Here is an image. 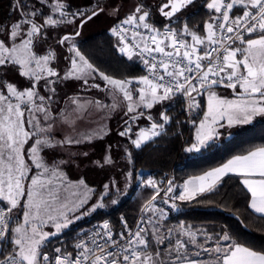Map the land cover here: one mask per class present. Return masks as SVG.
Listing matches in <instances>:
<instances>
[{"label": "snow or ice", "instance_id": "obj_1", "mask_svg": "<svg viewBox=\"0 0 264 264\" xmlns=\"http://www.w3.org/2000/svg\"><path fill=\"white\" fill-rule=\"evenodd\" d=\"M124 6L95 0L70 10L69 0H12L16 18L0 22V264H264V246L226 224L168 223L182 203L211 204L225 177L264 219V144L182 181L134 169L136 151L167 135L173 122L192 126L183 150L199 153L221 129L264 118V0H128L121 18ZM197 6L206 18L193 23ZM101 14L116 20L109 28L114 48L142 74L110 75L77 46L84 25ZM68 26L71 32L58 34ZM69 81L111 103L76 93L59 107L58 89ZM176 103L183 122L169 114ZM93 108L127 117L118 139L89 160L108 173L98 187L67 173L90 156L70 146L111 134L104 125L80 129ZM134 183L148 192L137 217L113 222L104 210L121 204ZM69 187L71 196L62 195ZM100 214L106 218L77 230L71 242L62 238L74 223Z\"/></svg>", "mask_w": 264, "mask_h": 264}, {"label": "trees", "instance_id": "obj_2", "mask_svg": "<svg viewBox=\"0 0 264 264\" xmlns=\"http://www.w3.org/2000/svg\"><path fill=\"white\" fill-rule=\"evenodd\" d=\"M1 1L4 5H0V14H6V19H15L16 17L9 11L12 0ZM4 10H8L7 13H4ZM70 10H74L73 7ZM190 15L193 23L200 22L206 18L204 9L198 6L191 10ZM114 23L110 26H113ZM76 42L90 62L110 75L122 78L124 75L142 74L141 67L138 64L133 65L132 62L127 61L126 57H122L115 50V41L109 32V28L84 37L79 36L76 38ZM66 54V52H63V55ZM61 67H64V65L61 64ZM181 109L182 105L176 103L169 114L183 122L186 117L185 114H182ZM154 111L158 112L159 106ZM126 118L123 116V119ZM140 123L144 125L146 122L140 121ZM192 131L190 124L181 123L177 125L173 122L168 126L167 135L156 138L153 142L144 146L142 150L136 151L135 172L153 175L157 178L166 173L169 177L174 176L177 181H182L189 175L199 174L204 170L218 166L232 155L249 146L264 144V120H257L242 129H237L228 137L223 135L221 141L211 144L197 154L195 152L186 153L183 150L185 141L190 139ZM235 184V179L230 180L225 177V183L220 188L219 193L208 197L212 201L211 204H198L195 201L191 204L182 203L183 212H171L168 223L175 224L179 220H184L195 225L205 224L216 228L226 224L230 229L237 232L241 238L257 246H264V219L259 214L252 212L251 209L246 208V201L243 195L239 194V187L235 186ZM127 193V196L122 198L121 204L110 206L104 210L110 213L113 222H118L119 214L126 215L130 221L133 220L141 203L148 195L146 190L137 187L135 183L127 190ZM103 218L106 217L100 214L78 221L64 232L62 238L70 242L81 227L93 221H101Z\"/></svg>", "mask_w": 264, "mask_h": 264}, {"label": "rangeland", "instance_id": "obj_3", "mask_svg": "<svg viewBox=\"0 0 264 264\" xmlns=\"http://www.w3.org/2000/svg\"><path fill=\"white\" fill-rule=\"evenodd\" d=\"M101 2H104V0H101ZM108 2L115 4L117 2H120V0H108ZM122 2L124 3L125 6L121 11V17L128 10V0H122ZM69 3L71 4L73 9L75 10L77 7L88 8L89 6H91L92 4L95 3V0H69ZM0 5H2V6L4 5V3L1 0H0ZM4 11H5L4 13H7L8 10L7 11L4 10ZM5 15L6 14H0V22L7 21V20L11 19V18L6 19L7 15L6 16ZM114 21H115L114 18L109 17V16L104 15V14H101L98 17L94 18L93 20L89 21L87 24L84 25L80 36L84 37V36H87L91 33L97 32L99 30H102L105 28H110L111 27L110 25H112V23H114ZM71 30H72L71 26H68L67 28L62 27L61 29L58 30V34L62 35V34H65L66 32H71ZM62 56H63V53H62L61 59H60V67H61V64H63L64 66L66 64V61L63 60ZM61 68H63V67H61ZM97 82L100 83L101 86L103 87V84H104L103 81L97 80ZM58 91H59L60 101H61L59 107H64V99L66 96H72L76 93H79L80 96L84 100L101 99V100H104V102L107 104L111 103V100L106 97L105 93H103L97 89H91L90 91H87V92L82 91L78 86V82H75V81H69V82H67L66 85L60 86ZM153 112H155L154 109H153ZM123 116L124 115H123L122 110H118L115 113H111V112H108L107 110H96L93 108L89 111V113H87L85 115V119L83 121L78 122L80 129L82 131L85 129L96 128L98 125H104V126L110 128L112 131H111V134L104 137V139H97L91 144H85L82 146H70L73 151L81 150V151H88L90 153V156L87 160H82L81 166L79 169H77L76 167L67 168V173H68L71 180L75 181L79 177L83 176L86 178L89 185L97 186V187L106 181L108 173L105 171H101L99 169H95V168L91 167L89 164V160L96 159V158L100 157L104 151L105 146L109 143H114L118 139L116 132H117V129L119 128V126L121 125ZM257 120H264V118L257 117L253 120V122H255ZM253 122H251V124ZM248 125L249 124L244 125V126H236V127L231 128V129H229V128L221 129L220 132L222 134L217 139L216 142H219L222 140L221 138H222V135L224 132L228 135H231L232 133L235 132V130L242 129ZM195 154H197V153H195ZM73 191H75V188L69 187L66 192L62 193V195L70 197L71 193ZM86 225H88V224H86ZM86 225H84L83 227H85ZM83 227H81V228H83Z\"/></svg>", "mask_w": 264, "mask_h": 264}, {"label": "built area", "instance_id": "obj_4", "mask_svg": "<svg viewBox=\"0 0 264 264\" xmlns=\"http://www.w3.org/2000/svg\"><path fill=\"white\" fill-rule=\"evenodd\" d=\"M116 23V22H115ZM114 25V24H113ZM114 38V41H115V37H113ZM116 42V41H115ZM185 117H186V114H185ZM121 214H119V216H120ZM118 216V217H119ZM136 217H137V215H136ZM97 222H100V221H93V222H91V223H89L88 225H86L85 227H83V228H89V227H91L93 224H95V223H97ZM118 223V222H117ZM74 238V237H73ZM73 240V239H72ZM71 240V241H72ZM70 241V242H71Z\"/></svg>", "mask_w": 264, "mask_h": 264}, {"label": "crops", "instance_id": "obj_5", "mask_svg": "<svg viewBox=\"0 0 264 264\" xmlns=\"http://www.w3.org/2000/svg\"><path fill=\"white\" fill-rule=\"evenodd\" d=\"M250 124H251V123H250ZM250 124H249V125H250ZM235 131H236V130H235ZM223 135H226L227 137L230 136V135L226 134L225 132L223 133ZM223 135H222V138H221V139H223Z\"/></svg>", "mask_w": 264, "mask_h": 264}]
</instances>
